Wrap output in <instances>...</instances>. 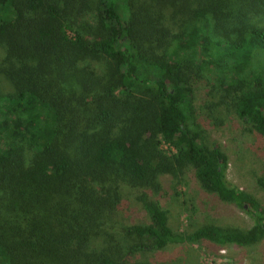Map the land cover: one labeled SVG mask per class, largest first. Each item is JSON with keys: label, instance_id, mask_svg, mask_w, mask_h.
<instances>
[{"label": "trees", "instance_id": "16d2710c", "mask_svg": "<svg viewBox=\"0 0 264 264\" xmlns=\"http://www.w3.org/2000/svg\"><path fill=\"white\" fill-rule=\"evenodd\" d=\"M208 74L264 138V0H0V264H171L137 257L263 239L264 208L191 129ZM190 170L253 226L175 231L154 196ZM126 188L149 223L117 222Z\"/></svg>", "mask_w": 264, "mask_h": 264}, {"label": "rangeland", "instance_id": "374dc122", "mask_svg": "<svg viewBox=\"0 0 264 264\" xmlns=\"http://www.w3.org/2000/svg\"><path fill=\"white\" fill-rule=\"evenodd\" d=\"M212 78L205 75L199 86L193 88L191 129L200 134L205 146L210 148L216 144L221 147L229 160L228 183L253 196L264 208V189L259 185V180H264V138L237 116L228 99H221L216 94ZM2 86L6 90L10 88L4 81ZM225 101L228 102L223 103ZM161 148L168 156L175 153L164 142ZM160 184L161 191L154 197L170 212V226L175 231L192 232L203 225L244 230L253 226L246 213L203 190L191 170L175 177L163 176ZM141 191L126 188L125 203L117 217L120 225L149 223L137 200ZM137 259L171 264H264V238L249 247L218 246L208 241L170 246L139 255Z\"/></svg>", "mask_w": 264, "mask_h": 264}]
</instances>
